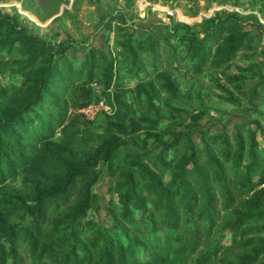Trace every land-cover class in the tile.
<instances>
[{
	"label": "trees",
	"instance_id": "obj_1",
	"mask_svg": "<svg viewBox=\"0 0 264 264\" xmlns=\"http://www.w3.org/2000/svg\"><path fill=\"white\" fill-rule=\"evenodd\" d=\"M245 25L233 13L216 14L200 32L182 25L178 45L162 53L166 34L127 35L113 58L89 45L75 69L63 62L67 47L54 49L18 24L13 10L0 8V61L1 53L14 51V73L20 75L0 110V264H28L30 258L32 264H264V132L259 140L258 122H235L231 133L224 125L197 130L194 141L177 127L197 123L205 109L158 127L160 109L153 104L162 92L175 95L169 74L181 68L196 77L211 71L228 95L224 84L245 94L233 84L244 76L231 72L234 58H249L256 49ZM119 56L128 71L142 73L133 86L136 104L145 97L138 118L117 90L123 80ZM98 100L109 107L101 131L78 113ZM140 132L152 138L157 152L140 137L137 150L114 162L126 137ZM103 173L119 205L108 207L111 237L93 221L81 222L97 202L93 187ZM16 178L19 189L4 186ZM60 208L68 213L52 218ZM133 211L148 224L146 231L134 225ZM50 223L66 230L49 235ZM218 224L228 242L219 236L210 248ZM82 230L87 232L80 235ZM163 230H169L163 242L140 238ZM140 249L143 261L137 259Z\"/></svg>",
	"mask_w": 264,
	"mask_h": 264
},
{
	"label": "rangeland",
	"instance_id": "obj_2",
	"mask_svg": "<svg viewBox=\"0 0 264 264\" xmlns=\"http://www.w3.org/2000/svg\"><path fill=\"white\" fill-rule=\"evenodd\" d=\"M0 8L13 10L18 24L27 27L30 32L49 43L54 49L67 47L63 62L69 61L75 69L80 67L83 53L89 45L101 47L108 58H113L115 50L120 48L118 42L127 35L142 37L166 34L167 39L161 41L159 48L162 53L169 46L178 45L182 25H186L191 32H200L207 25V21L216 14H236L246 24L245 28L251 32L253 44L256 47L255 51L249 54V58L239 55L231 61L234 67L241 68V70L231 68L235 78L244 76L243 80H237L233 84L241 88V92L245 94H239L232 85L224 84L223 87L231 94V96L228 95L217 86L224 81L211 71H204L197 77L186 74L184 68L177 72L172 71L169 76L176 87L175 95L170 96L162 92L159 99L153 100V104L158 105L160 109L158 127L180 122L191 112L203 108L206 113L197 123L190 124L188 127L182 125L177 127L178 130L189 131L194 141L198 136L197 130L214 132L224 125L227 132L231 133L235 122L246 119L249 122L253 120L258 122L256 131L259 140L261 131L264 132L262 88L264 0H0ZM255 22L257 25L254 24ZM119 26L122 27L121 30L117 29ZM178 51L182 52V49L178 48ZM1 54L4 57L0 61V110L5 104V98L20 80V75L14 73L13 68V60L18 57L16 53L13 51L9 54ZM147 58L150 60V57ZM117 60L123 76L122 84L117 90L127 102L131 115L138 118L140 114L138 107L141 106L140 103L145 102V97L141 94L140 103L136 104L133 86L142 73L128 71L129 63L121 60L120 56ZM150 111L151 116H155L154 109ZM86 120L93 130L101 131L108 118L102 111H98L91 119ZM251 124L254 127V123ZM139 134V137L135 133L126 137L125 144L120 147L114 162L126 150H137L141 145L140 137L145 139L146 149H151L153 153L157 152V148L153 147L155 142L152 138L144 132ZM261 144H263L262 141ZM4 186L19 189V179L9 180ZM111 186V180L103 173L93 187L97 202L86 211L85 219L81 221L91 220L94 224L107 229L105 234L108 237L112 236V231L109 229L111 220L108 207L114 205L115 209L119 210L116 196L109 190ZM67 213L66 208H60L52 212V218H59ZM132 216L134 225L146 231L148 224L136 220L138 213L133 211ZM11 221L16 222L17 218L13 217ZM45 230L53 236L62 234L66 229L62 225L55 226L50 223L45 226ZM168 231L145 232L140 234V238L149 242H163ZM84 232L87 231L82 230L80 235ZM117 233L124 241L122 235ZM219 236L224 242H228V234L218 224L209 238L210 248L220 238ZM24 248L22 246V252L28 256ZM145 256L146 252L140 249L137 259L143 261ZM191 258L190 255L188 260ZM33 262L32 258L28 260V264Z\"/></svg>",
	"mask_w": 264,
	"mask_h": 264
},
{
	"label": "built area",
	"instance_id": "obj_3",
	"mask_svg": "<svg viewBox=\"0 0 264 264\" xmlns=\"http://www.w3.org/2000/svg\"><path fill=\"white\" fill-rule=\"evenodd\" d=\"M102 111L107 113L109 111L108 105L103 100H98L96 102H91L78 110V113L85 119H91L96 112Z\"/></svg>",
	"mask_w": 264,
	"mask_h": 264
}]
</instances>
